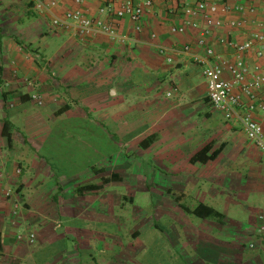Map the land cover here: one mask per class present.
<instances>
[{
    "label": "rangeland",
    "instance_id": "374dc122",
    "mask_svg": "<svg viewBox=\"0 0 264 264\" xmlns=\"http://www.w3.org/2000/svg\"><path fill=\"white\" fill-rule=\"evenodd\" d=\"M17 16L11 15L12 24ZM59 40L64 41L61 37ZM69 45L61 48L60 44L54 45L50 49L57 58L53 66L60 63L64 74H71ZM81 64L76 63L82 70L78 80L61 79L72 86L80 101L78 105L72 103L70 113L56 119L50 107L33 104L28 106L34 115L29 119L35 122L29 123L27 131L26 125L18 124L22 135L35 147L22 160L35 164L34 173L29 174L33 184H44L35 204L42 205L48 199L45 196L59 195L48 206L53 207V214L45 218H61V225L52 220L44 227L34 228L37 238L29 247L42 251L39 259L50 262L51 249L60 253L68 248L71 264H196V249L202 247L250 251L252 244L256 246L257 241L245 231L255 225H259L258 230L264 229V225L251 218L262 207L259 199L262 191L238 186L247 175L246 161L241 158L232 161L229 155L221 167H227L231 161L237 167L234 165L230 174L216 171L209 176H204L208 166L189 162L190 156L212 140L217 129L227 122L221 113L205 103V78L197 75L183 99L169 79L156 84L153 79L142 81L136 75L132 86L130 83L127 87L119 77L115 78V71L101 69L109 68L106 61ZM44 66L50 70L45 63ZM53 66L50 67L54 71ZM66 99L62 104L69 103ZM177 102L182 106L173 112L178 118L173 120L169 115L154 126L165 109L168 112ZM107 109L115 112L109 113L106 120L101 119ZM207 111L213 113L212 118H206ZM182 116L189 119L186 124L180 122ZM168 121L172 125L167 130L175 135L168 145L159 143L145 151L131 143L152 126L151 132L158 133ZM224 139L221 135L220 141ZM180 150L189 154L180 157L177 153ZM155 153L160 154L159 161ZM241 162L244 168L239 166ZM94 168L106 172L101 175ZM114 173L120 175L121 182L112 183L102 192L84 196L78 193L79 187L100 185ZM235 183L237 190L230 192ZM58 184L63 186L60 192L53 190ZM252 198L254 201H249ZM202 203L217 209L225 220H204L183 208L195 209ZM44 211V208L37 209L30 215L43 218ZM112 245L118 247L114 257H101L96 252L99 246ZM187 253L192 254L190 261L186 260Z\"/></svg>",
    "mask_w": 264,
    "mask_h": 264
},
{
    "label": "crops",
    "instance_id": "0c3cea01",
    "mask_svg": "<svg viewBox=\"0 0 264 264\" xmlns=\"http://www.w3.org/2000/svg\"><path fill=\"white\" fill-rule=\"evenodd\" d=\"M134 1L137 4H144L147 0ZM151 1L153 2V6L150 10L146 11L140 29L128 18L114 20L119 36L126 40L121 42L119 40L113 41L106 34L83 40L78 37L75 30L71 29V32L56 30L52 26L51 16L39 9L34 0H0V264H71V259L69 258L71 257V250L68 248H64L65 251L60 253H56V250L51 249L50 252L53 254V258L50 262H45L41 258L39 259L41 250L29 247V244H32L31 236L34 235L37 238V232L34 228L37 226L44 227V225L52 220L59 225L62 223L61 218H45V216L53 214V207L48 206L51 201L58 200V194L45 196L48 199L47 201L44 200L42 205L35 204L39 198L38 192L44 188V184H33L34 179L29 174L30 172L34 173L32 171L35 164L27 163L28 159L25 162L22 160L23 156H29L30 151L35 148L31 144L32 142L22 135L18 127L19 123H23L24 126L26 125L25 129L27 131L29 123L35 122V120L32 122L29 119L34 115L28 107L35 104L32 101L34 94L43 95L46 102L45 105L53 110V117L61 119L72 111V103L78 105L80 102L74 94L72 86L68 85V82H61V79L67 81L71 77V79L78 80L82 74L81 69L83 65L81 63L84 64V62L85 64L92 62L94 65L103 60L108 62L109 68L101 69L105 72L115 71V78L119 77L123 85L127 87L130 83L132 86V80H135L137 76L142 81L153 79L156 81V84L166 82L169 79L174 89L182 94L181 98L183 99L187 95L188 87L193 86V79L197 75L203 76L201 68L196 65L193 59V54L180 52L185 45L190 44L194 47V52L202 53L196 47V44L199 38L204 35L206 28L203 18L199 17L201 20L199 28L189 29L184 35L172 32L173 27L183 23L185 19L184 8L196 7L197 0ZM240 1L247 7H255V14L248 12L245 16H242L234 10L229 13H222L220 11L213 16V20L221 22L222 25L221 27L213 28L209 38V46L215 49L216 53L222 57V60L230 63L236 61L237 53L232 48L221 45V39L243 44L253 39L255 34L264 33V26H262L264 20V0ZM106 2L107 0H83V4L78 5L75 0H60L59 6L54 9V13L62 17L69 10L81 9L89 17L97 18L100 16L99 10ZM215 3H218L221 9L223 5L230 6L231 8L236 6L234 0H219ZM120 5L121 2L119 1L117 7H120ZM14 14L18 16L12 24L10 22L11 15ZM239 19H244L246 22L243 28L235 29L228 25L229 21ZM50 33L51 35L55 34L57 37L52 39ZM59 37L64 41L60 42ZM59 44L60 48L64 45L70 46L69 44H71V74L67 72L64 74L61 71L62 68L59 66L60 63L57 67L53 66V62L57 58L54 57L50 49L54 45ZM25 46L30 47L25 48ZM163 48L166 49V52H162ZM258 48L259 46L257 45L254 50L246 53L244 59L250 71H254L259 67L264 74V58L260 59L257 57ZM176 50L180 51L173 52ZM170 58L173 60L171 63H169ZM44 63L46 66H49V71L45 69ZM76 63L81 64V69ZM50 66H53L55 70H51ZM225 77L231 79L230 73H225ZM62 90L66 92L65 95L59 93ZM205 91L204 100L206 103V99H208L207 83ZM63 96L65 99L67 98L66 100L69 103L62 104ZM25 97L31 98V101L28 103L23 102V98ZM261 102H264V96L259 94V99L254 102L252 114L264 130V111L259 108ZM67 104L71 106V110L62 116H58V112ZM206 104L212 107L211 104ZM181 108L182 106L177 102L172 105V108L168 112V109H165V113H163L158 122L154 123V126L169 118V115H172L171 118L173 120L177 119L178 116L173 112ZM109 111L108 109L105 110L101 115V119L106 120L109 117L108 115H110L109 113L115 112ZM166 113H168V116H166ZM205 116L210 119L213 117V113L207 111ZM8 121L13 127V146L8 144L4 136L5 123ZM183 121L186 124L189 119L187 117L184 119L182 116L180 122ZM171 125L172 123L168 121L159 128L158 133L151 132L152 126L145 131L147 133H142L139 137L134 138L131 143H134L139 150L140 147L142 148L141 144L146 139L154 136L156 138L154 144L148 149H142L145 151L150 150L159 143L168 145L172 137L175 139V135L167 130L168 126L171 127ZM221 128L217 129V135L205 145L213 141H216L218 145L224 142H227L229 145L217 161L203 165L208 166V170L204 176H209L216 171L228 172L230 174L232 168L236 165L232 161L237 158L245 160L246 167L249 169L247 168V175L244 174L243 184H238V186L247 187L250 191L257 189L262 191L259 196L261 200L260 206L262 207H259L251 214V218H254L253 220L257 224L263 226L264 155L247 139L240 122H226L225 126ZM221 135L226 138L222 142L220 141ZM201 149H198V151ZM177 153L180 157L189 154L188 152L185 153L184 150H180ZM196 153L194 152L190 157L192 158ZM155 154L159 161L161 158L160 154ZM229 155H232V161L228 162L227 167H221V164ZM185 158H188V156H185ZM241 163L239 166L244 168V163ZM95 171L97 172L96 169ZM105 172L104 170V173L100 174L103 175ZM243 173L241 169L240 174ZM111 176L107 178H111ZM53 190L60 192L63 190V186L58 184ZM231 190H237L236 183L229 189L230 192ZM252 200L254 201L253 198L249 201ZM36 208H44L45 211L41 212V215L44 216L43 218H32L30 214L36 213ZM258 226H252L245 231L246 235L252 240L257 241L256 246L253 244L250 246V251H247V248L227 250L202 247L196 249V264H264V229L258 230ZM202 238L204 237L202 236ZM47 239L48 236H46L45 240ZM117 250L118 247L114 245L109 247L101 246V248L99 246L96 252L101 254V257L107 255L114 257L117 255ZM44 254L46 255V253ZM189 255L192 254L187 253L186 260L190 261ZM93 260L96 262V258H93Z\"/></svg>",
    "mask_w": 264,
    "mask_h": 264
},
{
    "label": "built area",
    "instance_id": "2783aa9c",
    "mask_svg": "<svg viewBox=\"0 0 264 264\" xmlns=\"http://www.w3.org/2000/svg\"><path fill=\"white\" fill-rule=\"evenodd\" d=\"M39 9L49 14L52 18V26L56 30H65L71 32L75 30L81 39H92L99 35L106 34L113 41H126L119 36L114 20H123L128 18L139 29L143 23L146 11L153 6L151 0L144 4H137L134 0H107L106 4L99 10L100 16L97 18L89 17L81 9L67 11L62 17L54 13V9L59 6L60 0H34ZM121 2L120 7L117 3ZM180 1V0H175ZM219 0H197L196 7L184 8V21L181 25L173 27L172 32L176 34H186L189 29H197L201 26L202 17L206 28L204 35L197 41L196 47L202 53L194 52V47L190 44L180 51L184 54H193V59L197 66L202 70V75L208 85V99L213 109L221 113L227 122L238 121L242 124L247 139L264 155V130L252 114L254 102L259 99V94L264 96V74L257 67L254 71L248 68L244 56L246 53L255 49L258 45L257 57L264 58V33L255 34L253 39L239 44L227 39H221L220 44L232 48L237 53V59L234 63L222 60L214 48L209 46V38L212 29L221 27V22H215L213 16L222 13H229L234 10L245 16L246 13L255 14V7H247L240 0L236 2L235 7L223 5L222 9L218 3ZM221 1V0H220ZM223 1V0H222ZM78 5L83 4V0H75ZM245 20H231L229 26L235 29H241L245 26ZM264 26V20L262 22ZM162 52H166L163 48ZM173 62L170 58L169 63ZM229 72L231 79L225 77ZM248 100V102H246ZM32 101L40 107L45 106V98L41 94H34ZM259 108L264 111V102L259 104ZM22 239V237H20ZM35 236H31V242L34 243Z\"/></svg>",
    "mask_w": 264,
    "mask_h": 264
},
{
    "label": "trees",
    "instance_id": "16d2710c",
    "mask_svg": "<svg viewBox=\"0 0 264 264\" xmlns=\"http://www.w3.org/2000/svg\"><path fill=\"white\" fill-rule=\"evenodd\" d=\"M30 46H25V48H28ZM31 98H23V102H30ZM206 103L210 104L209 99H206ZM71 110V106L70 105H66L64 108H62L59 112H58V116H62L65 113H67L68 111ZM13 127L12 124L8 121L5 123V127H4V136L8 141V144L10 146H13L14 144V140H13ZM155 137L151 136L148 139H146L142 144V148L144 149H148L149 147H151L154 142H155ZM228 143L224 142L220 145L217 144L216 141L210 142L207 145H205L201 150H199L191 159H190V163L192 165H207L211 162H215L217 161L221 155L224 153V151L227 149L228 147ZM97 173H104V170H97ZM122 178L120 177L119 174H113L111 176V178H104L102 184L100 185H96V184H91V185H85V186H81L78 188V193L80 195H85L87 193H98L102 190L105 189L106 186L110 185L111 183H117V182H121ZM180 201V199H178ZM183 208L185 209L186 212H188L191 215H194L198 218L204 219V220H209V219H218L220 221H223L225 219V216L219 212L217 209H215L214 207L207 205V204H200L198 207H196L195 209H190V208H186L183 206ZM139 234H137L136 237H138Z\"/></svg>",
    "mask_w": 264,
    "mask_h": 264
}]
</instances>
